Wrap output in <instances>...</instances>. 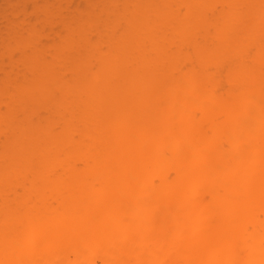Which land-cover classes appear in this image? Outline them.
I'll return each instance as SVG.
<instances>
[{"label":"bare ground","instance_id":"obj_1","mask_svg":"<svg viewBox=\"0 0 264 264\" xmlns=\"http://www.w3.org/2000/svg\"><path fill=\"white\" fill-rule=\"evenodd\" d=\"M41 1L45 7L35 17L61 23L66 35L56 34L62 40L45 49L43 38H54L33 33L20 47L22 63L12 64L21 83L0 112V202L25 195L38 211L55 204L62 212L51 208L56 219L46 211L6 216L4 205L0 237L19 240L24 258L39 264L36 243H47L28 235L37 228L43 237L54 226L69 235L76 227L96 236L114 231V243L105 232L91 240H106L101 249L112 248L115 264L258 261L264 240L261 0H85L72 17L73 0L58 12ZM87 233L74 240L87 242ZM64 235L51 239L66 244Z\"/></svg>","mask_w":264,"mask_h":264},{"label":"rangeland","instance_id":"obj_2","mask_svg":"<svg viewBox=\"0 0 264 264\" xmlns=\"http://www.w3.org/2000/svg\"><path fill=\"white\" fill-rule=\"evenodd\" d=\"M47 1L49 3L48 5L52 7L51 8L52 11L53 12H58L56 10V8L58 6H60V5L61 6L64 5L67 0H47ZM91 1L97 2V3H102L105 0H91ZM44 7H45V3L43 1H41V0H0V112H2V113H6V111H7V103L9 102V99L11 98V96L16 94L15 88L18 85H20V83H21V81L18 80V78H16L15 74L12 72L13 71L12 64L13 63L17 64L18 62L22 63L20 61H22L24 59V56H23V53H22V50H21L20 47L23 44H25L26 42H28V40L31 38L33 33H37V34H39L41 36L42 35L51 34V39L54 38V40H48L47 38H43L42 46L45 49H48L51 46L57 45L60 42V40H62V39H59L58 36L56 38V36H55L56 34L60 35L61 37H64L66 35L64 27H63V25L61 23H57L56 22L55 24H53L51 26V25L45 24V22H44V20H43V18L41 16H39V18L35 17V14L37 12L40 13L41 10H43ZM85 7H86V1L85 0H73V3L71 4V6L69 8V11H67V17L76 16L78 14V12L79 11H83V9ZM64 11H66V10H64ZM20 15L22 17L23 16L25 17L24 21L18 20V17ZM51 28H53L54 30L51 31ZM0 134H1V136H3V133H0ZM1 138H3V137H1ZM0 146H1V144H0ZM24 199H25V195H23V198L22 199L20 198V200H19V198H18V200L16 199V201H20L22 204L20 202L16 203V201H12V200H9L7 205L4 204L3 202H0V204L2 203L1 204L2 207L0 206L1 207V209H0L1 216H2V212L5 211L4 208H6V207L3 208L4 205L7 206V208H6L7 213L9 212L8 214L3 212L6 216L10 215V214L12 215L14 213V215L16 214V216H19L21 214L20 216L24 217L26 215H32V213H34V212L35 213L33 215H35L36 213H40L41 214V211L42 212L46 211V212H48V214L46 212L44 214L50 215L53 212L51 210V208L53 210L55 209L54 211L59 209L58 206L54 204L55 207L54 206H52L51 208L49 207L50 209L48 208L47 210H46L47 207H45V208L43 207L44 210H41L42 207H40V209L38 211L37 207L39 208L40 205H36L37 203H35V201H33V199L30 200L29 197L26 196L25 201L27 202V204L28 203L32 204V205L28 204V207H26L24 205V203L26 204ZM27 199H29L30 202H28ZM21 200H23V201H21ZM10 201L12 202V204H10L11 203ZM31 201L37 206L36 208H35V206L33 205V203ZM18 203H20V204H18ZM22 205H23L22 208H24L23 211H28L29 210L30 214L28 212L24 213L21 209H19V208H21ZM14 206H16L17 208L15 209ZM31 207L33 209H35V210L37 209V210L35 211V210L31 209ZM27 208H28V210H27ZM8 209H10V210L8 211ZM16 210H18V212L20 214L16 213L17 212ZM49 210H51V211H49ZM11 211H12V213H11ZM58 212L61 213L62 210H61V212L58 210ZM58 212H56V213L59 214ZM56 213L53 212V215H55L54 216L55 219L58 216ZM53 215L51 214V216H53ZM61 220H62V218H61ZM61 220H58L59 222H57V223H58V225H60V229H63L64 225H61V224H62V222L64 223V218H63L62 222L60 223ZM65 220H67V219H65ZM68 222H70V221H68ZM66 224H65V227H66ZM72 224H70V225H72ZM70 225L67 224L68 227H70ZM51 228H53V230L51 229L52 232L47 233L48 235H45L43 237H42L43 230L42 229H37V228L36 229H31V232L28 235L29 238L27 240L31 239L30 241H32V239H34V237L36 236V237H38L39 241L43 240L42 243H44V241H45L49 246H51L50 248L49 247L45 248L46 246H48L46 244V246L44 247L45 249H44L43 248L44 245L41 246V244L35 242L39 250L36 248V245H34L35 248L32 247V250L33 249H37V250H35V251H38V253H39V257H38L37 260L40 261L42 259L40 264H42V263L43 264H48V262H50V261L54 262V264H115V258H114L115 255L112 256L114 253H112L110 251L112 249L111 246L113 244L112 245L110 244L111 245L110 246L111 249L105 248L106 250L107 249L109 250V251L107 250L109 252V253L107 252L109 254V258H108L109 260H107V258H106V256L108 254L105 251H103V248L106 247V244H107L106 242L109 243V242H111V240L113 241L111 243L115 242L114 241L115 238L113 240L114 236L112 237V235H111V233L114 234V231H111V228L113 229V227L110 228L109 232L111 231V233H108V235L105 232V231H108V230L104 231L105 235H107L104 238H107L108 236L111 235L112 239L109 237L110 239H107V241L105 240L106 242L104 240H100V241L97 240L98 244H99V247H97V245H98L97 244L96 245L97 248L94 247V249L92 247L95 246V245L92 244V243L93 242L95 243L97 241L95 240V241L92 242L91 238H94L96 236V234L92 233L94 236H90V237H88L89 236L88 234H90V235H92V234L91 233H87L85 231H84L85 233H81L80 234V232L78 233V231H79L78 228L79 227L73 228V232H70V235L68 234L69 233L68 231H70V230H68L67 228H65L66 231H67V234H66V231H65V233H63L64 230L61 233H55V230L57 229L56 226L51 227ZM76 229H78V231ZM81 229L82 228L80 227V230ZM108 229H109V227H108ZM74 231H77L76 234L78 233V235H76ZM35 232H38L37 233L38 236L35 235ZM104 232H103V234L100 233V235L104 236ZM53 233H55V234H53ZM86 233H87L88 236L86 235L85 238L88 239V240L90 239L89 241L88 240H87V242L84 241V243H81L83 241L76 242L77 241V237L82 239L81 237H83V234L85 236ZM60 234H61V236L65 234L68 237V239H67L68 242L66 241V244L69 243L67 245L68 248L66 247L67 249H65V245L66 244H63V242H59V243L58 242L57 243L54 242L53 243V241H54L53 237L55 238L56 236H59V238H60L61 237ZM73 234H75V235H73ZM79 234H80V236H79ZM49 235H51V236L49 237ZM65 235L63 237H66ZM101 236H99V234H97L95 239L96 238L98 239V237H101ZM51 238L53 239V241H52ZM59 238L57 237L56 241H59L58 240ZM75 238H76V241L74 240ZM61 239H63V240H61ZM61 239H60V241H64V239H66V238H62L61 237ZM70 239H71V242H69ZM34 241H36V239L33 240V242ZM41 241H40V243H41ZM60 243L63 244L64 247L61 246ZM104 243H106L105 246L103 245ZM30 244L31 243H29L28 245H30ZM54 244L56 245V247L58 249H54V251H53V248L55 247ZM70 244L73 245V246L75 245L76 248L75 247L73 248V246H71ZM81 244L82 245L85 244V246L88 249L85 246H82ZM69 245L72 247L71 249H70ZM32 246H33V243H32ZM58 246H60V250L62 251L60 253H59L60 250H59ZM77 246H78V248H77ZM101 246L102 247L104 246V247L101 249ZM83 247H85V250H87V252L83 250L84 249ZM41 248L44 249L48 253L46 254V252L44 250H40ZM98 248L100 250H98ZM47 249L48 250L50 249V251L52 250L51 253H50V251H47ZM62 249H64V250H62ZM75 249L78 250V252H75ZM30 252L32 253L33 251H30ZM42 253L43 254L45 253L46 255L45 254L42 255ZM49 253L51 255H53V256L52 257L49 256V258H48L47 256H48ZM41 256L42 257L46 256L45 257L46 260H45L44 257L42 258ZM37 263L39 264V262H36V264Z\"/></svg>","mask_w":264,"mask_h":264},{"label":"clouds","instance_id":"obj_3","mask_svg":"<svg viewBox=\"0 0 264 264\" xmlns=\"http://www.w3.org/2000/svg\"><path fill=\"white\" fill-rule=\"evenodd\" d=\"M261 6L264 8V0H261ZM262 154H264V145H262ZM163 245L167 243V238H162ZM27 254V249L19 240L4 236L0 237V264H36V262L24 258ZM260 256L258 261L249 260L244 261L242 264H264V240L261 241ZM48 264H54V262H48ZM141 264H173V262L157 259L142 261Z\"/></svg>","mask_w":264,"mask_h":264}]
</instances>
